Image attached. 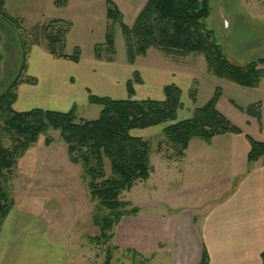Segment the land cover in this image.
<instances>
[{"label": "crops", "instance_id": "obj_1", "mask_svg": "<svg viewBox=\"0 0 264 264\" xmlns=\"http://www.w3.org/2000/svg\"><path fill=\"white\" fill-rule=\"evenodd\" d=\"M111 1L129 26L147 2ZM5 10L19 22L31 20L33 26L53 19L68 20L72 26L65 47L70 40L81 52L82 45L89 48V58L81 56L75 62L69 58L72 53L56 57L47 47L32 45L25 75L36 81L24 80L18 84L17 99L13 103L17 112L33 108L67 112L76 105L77 115L81 109H86L88 115L96 119L102 107L99 105L100 109H95L97 104L89 102V95L128 99L127 82L134 80L136 71L140 80L133 81L132 97L135 99L164 100L167 85L175 84L180 88L182 107L178 110L177 121H182L192 117L194 109L204 106L220 89L218 110L231 120L239 119L250 132L240 126L242 133L219 134L210 141L194 137L181 151L156 150L163 160V180L184 176L212 163L214 166L227 165L231 174L226 178L227 192L199 208L182 205L162 215L143 214L140 209L128 229L131 236L139 237L137 250L151 257L144 264L152 263L159 254L160 264H201L204 256L207 264H263L264 162L260 159L249 164L247 157L251 148L248 136L264 141V77L258 87H245L209 73L206 67L168 57H162L161 64L145 62L149 51L131 64L120 26L115 28V59H97L94 48L105 41L108 22L106 0H65L62 6L56 5L55 0H5ZM194 85L197 89L195 101L190 96ZM139 89L144 94L141 98L136 97ZM257 102L261 105L260 124L254 116L243 111ZM156 173L152 165L146 180ZM150 187L155 189L157 183L151 182ZM189 190L183 189L178 195ZM137 220L147 224L141 226ZM52 231L60 235L47 216L15 203L0 224V264H98L89 258L84 246L73 243L67 235L69 241L55 238Z\"/></svg>", "mask_w": 264, "mask_h": 264}, {"label": "trees", "instance_id": "obj_2", "mask_svg": "<svg viewBox=\"0 0 264 264\" xmlns=\"http://www.w3.org/2000/svg\"><path fill=\"white\" fill-rule=\"evenodd\" d=\"M106 2L108 22L105 41L94 48L97 59H115V28L120 26L126 42L127 59L131 64L135 63L138 56H145L151 47L176 56L196 53L204 56L209 73L245 87L255 88L260 85L264 77V57L236 64L224 53L216 43L213 31L206 25L211 11L209 0H147L131 26L124 22L122 13L113 1ZM55 4L62 6L65 0H55ZM0 11L16 27L21 28L18 19L12 18L5 10V0H0ZM71 26L70 21L62 19L45 23L47 49L53 56L67 57L63 49ZM32 36L33 41L38 43V34L33 32ZM31 46L25 50L20 73L8 90L0 95V178L4 177L5 171L12 170L18 157L39 141L41 134L49 130L58 131L67 146L69 160L82 165L89 180L90 195L98 200L100 212L94 214V222L100 227L101 236L111 239L112 229L121 217L139 211L137 206L128 209V203L119 199L120 194L130 191L137 181L146 180L152 171L149 142L133 136L131 131L175 121L182 107L181 90L175 84H169L164 88V100L133 99V81L140 80L135 71L134 80L127 82L128 99L89 95L91 104L102 107L96 119H79L76 105L67 112L41 108L17 112L13 109V103L17 99L18 84L24 80L36 81L25 75ZM69 58L78 62L79 49L75 48ZM196 91L194 85L190 90L193 101L196 99ZM220 96L221 90L217 89L204 106L194 109L192 117L167 125L164 128L167 140L181 151L194 137L210 141L219 134L242 133L240 127L218 110ZM243 111L254 116L260 124L259 102L248 105ZM7 138L9 146L5 142ZM248 138L251 146L248 163L253 164L260 159L264 162V141L250 136ZM52 143L53 139L46 137L45 144ZM106 160L110 163L109 175L106 173ZM14 205L4 184L0 182V224ZM261 257L264 264V250ZM111 260L109 250L106 264H111ZM201 264H207L206 256Z\"/></svg>", "mask_w": 264, "mask_h": 264}, {"label": "rangeland", "instance_id": "obj_3", "mask_svg": "<svg viewBox=\"0 0 264 264\" xmlns=\"http://www.w3.org/2000/svg\"><path fill=\"white\" fill-rule=\"evenodd\" d=\"M209 4L211 11L206 19V25L213 31L216 43L234 63L245 64L264 57V0H209ZM45 23L47 21L33 26L31 20L25 19L20 21L21 28H18L0 11V95L8 90L20 73L24 64L25 50L31 44L48 46ZM33 32L38 34V41L36 40L38 43L33 41ZM75 48L78 47L69 40L63 52L73 53ZM79 51L80 57L86 60L89 58V48L85 44L82 45V52L80 49ZM148 51L145 62L161 64L162 59L168 57L171 60L207 68L202 54L169 55L156 47H151ZM141 96L144 94L139 89L136 97L141 98ZM184 103L186 104L185 100ZM95 109H100V106H95ZM77 116L79 119H95L92 115H88L86 109H81ZM177 119L131 131L133 136L149 142L151 165L156 167L157 173L149 180H139L130 191H123L120 194L119 199L128 203V209L137 206L139 211L134 215L122 216L112 229L111 239L101 236V229L94 222V214L100 212L98 200L90 195L89 180L84 174L82 165L74 164L69 160L67 146L58 131L49 130L41 134L39 141L18 157L12 170L4 172L0 182L4 184L8 197L14 201V204L18 203L27 210L44 214L51 220V225L60 234L56 235L52 231L53 237L69 241L65 235L69 236L73 243L84 246V251H89V258L96 263L106 264L107 252L111 250V264H144L146 259L151 257L137 250L136 246L139 245L136 243L139 244V237L131 236L128 229L130 222L134 221L133 217L140 213V209L143 214L154 212L162 215L182 205L202 207L205 202L221 198L227 192L229 183L226 178L231 177L227 165L214 166L212 163L209 167L187 172L184 176L176 175L163 180V160L157 150L166 149L171 153L178 150L168 142L167 138H164L163 134V127L176 122ZM231 122L249 131L241 125L239 119L233 118ZM1 125L0 121V129ZM46 137H51L53 143L46 145ZM5 142L10 145L8 138ZM105 168L109 175L108 160ZM221 179L224 181L219 182ZM151 182L157 183L155 189L150 187ZM183 189L190 190L184 195H178ZM173 194L176 195L171 198ZM103 212L106 213L105 210ZM197 216L200 218V213ZM138 224L145 226L147 223L138 221ZM160 263L159 254L150 264Z\"/></svg>", "mask_w": 264, "mask_h": 264}]
</instances>
